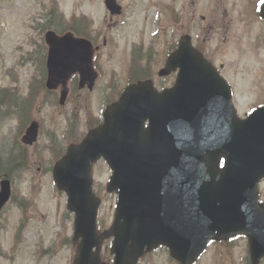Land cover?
Wrapping results in <instances>:
<instances>
[{"label":"water","instance_id":"1","mask_svg":"<svg viewBox=\"0 0 264 264\" xmlns=\"http://www.w3.org/2000/svg\"><path fill=\"white\" fill-rule=\"evenodd\" d=\"M107 5L114 7V2ZM45 41L46 87L61 86L60 103L74 73L80 75V87L92 89L97 73L89 41L52 30ZM176 68L173 87L162 92L149 79L129 85L105 109L102 124L69 145L54 164L55 185L74 213L71 264H108L100 250L110 237L112 264H136L160 245L179 264H194L209 240L239 233L247 237L251 264L264 258V205L258 202V183L264 178V106L239 119L229 86L188 41L158 75ZM37 136L33 121L21 141L31 145ZM101 157L112 170L106 189L116 193V204L111 226L99 232L92 165ZM10 191V181L2 179L0 211Z\"/></svg>","mask_w":264,"mask_h":264},{"label":"rangeland","instance_id":"2","mask_svg":"<svg viewBox=\"0 0 264 264\" xmlns=\"http://www.w3.org/2000/svg\"><path fill=\"white\" fill-rule=\"evenodd\" d=\"M161 1L121 0L124 13L109 27L102 0H0V90H14L16 100L20 101L27 95L31 80L37 89L33 92L36 93L33 107L27 115L17 117L12 105L0 107V155L6 154L10 148H18L23 122L26 125L35 119L40 125L38 141L25 146L26 167L11 178L14 199L7 203L0 215V264H70L75 249L72 243L73 216L66 210L65 194L56 189L52 179L55 153L81 139L101 119L106 102L115 98L117 91L125 86L131 72L130 50L134 44L150 49L149 65L159 87L172 81L170 77L157 76L166 57L167 44L188 28L195 36H206L208 32L201 25L190 27V20H199L208 0H196L194 18L190 17L191 14L184 15V29L177 25L167 30L161 27L162 10L158 9ZM216 1L220 7L235 6L234 16L235 10L245 3V0ZM248 7L249 4L247 18L240 15L231 21L232 36L227 35L225 44L218 45L219 40L214 37L212 41L208 39L212 48L208 54L212 60L225 64V75L232 83L239 116L264 103V43L259 41L261 33L255 23L256 16L249 14ZM52 10L64 20L62 31H65L64 27L66 30L70 28L68 20L76 16L80 28L86 19L92 22L94 30L108 36L104 47L101 37L96 40L100 46L96 59L100 75L93 90H71L63 105L58 104L59 91L47 93L40 87L41 75L37 69L44 61V57L41 58V54H45L41 52L42 37L48 29V26L44 27L47 14ZM247 21L248 25H244ZM51 29L57 30L54 26ZM52 138L54 142L50 141ZM110 174L105 162L95 163L93 190L101 200L97 217L101 228L108 227L114 215L115 195L105 190ZM260 195L264 200V180ZM22 198L26 200L23 210L17 205ZM108 244L105 243L101 251L105 261L112 258ZM247 257L246 240L237 237L229 243H210L196 264H247ZM138 264L178 263L169 257L166 249L159 248L144 256Z\"/></svg>","mask_w":264,"mask_h":264},{"label":"flooded vegetation","instance_id":"3","mask_svg":"<svg viewBox=\"0 0 264 264\" xmlns=\"http://www.w3.org/2000/svg\"><path fill=\"white\" fill-rule=\"evenodd\" d=\"M190 1V3L188 2ZM208 2V4H207ZM206 3L207 7L205 5L204 12L200 14L199 20H190L191 25L190 27L193 28L195 26L196 28L200 27V25L205 28L208 32L204 36L203 34L200 36H195L192 33V30L190 28L185 29L181 32L180 35H183L184 33L193 34V45L196 50L200 51L208 61L214 66L217 67L218 72L227 79V76L225 75V64L223 62H214L212 60V57L208 54V51L212 50V48L209 47L208 39L210 38L212 41V38L219 40L218 45L225 44L227 41V35L229 37L232 36V33H230V29L232 26V20H234L238 16H245L246 15V7L249 4V14L253 13L256 17L255 23L258 25V29L261 33L260 36V43H264V20L260 16V8L261 5L264 3V0H245V3L242 7L246 5L244 9L238 8L236 9V15H232L233 10L235 6L230 4L228 7L227 5L220 7L217 5L216 0H208ZM247 3V4H246ZM197 5L196 0H162L160 7L158 9L162 10L163 18L170 22L172 26L176 27L177 25L181 26L184 29V20L185 14H191V18H194V7ZM215 5V6H214ZM231 7V9H229ZM246 17V16H245ZM247 18V17H246ZM110 20H112L110 18ZM202 22V24H201ZM250 24V23H249ZM248 25V21L246 24ZM162 29L164 30V25L162 26ZM179 35V36H180ZM174 38L171 40L166 47V59L169 55V52L174 50L177 47L178 44V38ZM98 36H91V41L96 44V40H98ZM103 46L107 44L106 38L102 37ZM141 58V57H140ZM133 57H131V62ZM142 59V58H141ZM166 61V60H165ZM145 62V61H144ZM139 68V67H138ZM171 79H174L176 77V72H173L169 75ZM172 82V81H171ZM166 84L163 88L169 87L172 83ZM231 242V241H230ZM229 243V242H228Z\"/></svg>","mask_w":264,"mask_h":264},{"label":"trees","instance_id":"4","mask_svg":"<svg viewBox=\"0 0 264 264\" xmlns=\"http://www.w3.org/2000/svg\"><path fill=\"white\" fill-rule=\"evenodd\" d=\"M64 20L60 17H57L54 14V11H50L49 15H48V20L45 22L46 24L45 26L48 27H55V29H57V31H62L60 30V28L62 26H64ZM64 29H66L64 27ZM0 96H1V100H0V107H4L5 108L8 106L9 103L5 104L2 100L5 99V101H7V98H9V100H12V96L11 93H9L6 90H2L0 91ZM1 110V109H0ZM3 110V109H2ZM25 112L27 110H24ZM26 115V114H24ZM17 117H21V114L17 113ZM22 123V120L20 121ZM24 123V122H23ZM22 123V124H23ZM17 143V142H16ZM18 144V148H11L8 149V151L6 152V154L4 153V155H0V176H6L8 178H13V176L15 174H17L18 170H22L24 167H26V154H25V149L23 146H21L19 143ZM18 205L19 207L23 210L24 207L26 206V202L23 200L18 201ZM20 228L18 230L17 235L19 234Z\"/></svg>","mask_w":264,"mask_h":264}]
</instances>
